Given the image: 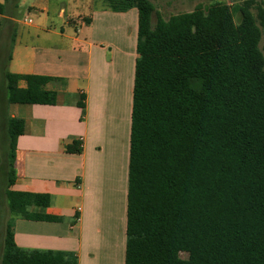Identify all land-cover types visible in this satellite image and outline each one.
I'll return each mask as SVG.
<instances>
[{"label":"trees","instance_id":"trees-1","mask_svg":"<svg viewBox=\"0 0 264 264\" xmlns=\"http://www.w3.org/2000/svg\"><path fill=\"white\" fill-rule=\"evenodd\" d=\"M127 1L139 11V57L125 264H264V5L244 0L236 22L220 4L163 19L151 0ZM7 78L10 103H57L45 78ZM23 130L22 120H9L10 214L57 221L28 211L48 206L49 196L10 190L12 140ZM67 152L80 153L79 143ZM2 239L0 264L72 262L63 253L19 249L12 220Z\"/></svg>","mask_w":264,"mask_h":264},{"label":"crops","instance_id":"crops-1","mask_svg":"<svg viewBox=\"0 0 264 264\" xmlns=\"http://www.w3.org/2000/svg\"><path fill=\"white\" fill-rule=\"evenodd\" d=\"M138 27L127 0H59L54 9L52 0H0V242L12 220L21 250L63 253L70 264H125ZM8 74L45 78L57 103H10ZM11 119L24 130L12 140L10 190L49 196L48 206L28 211L57 221L10 214ZM74 141L80 153L67 152Z\"/></svg>","mask_w":264,"mask_h":264},{"label":"rangeland","instance_id":"rangeland-1","mask_svg":"<svg viewBox=\"0 0 264 264\" xmlns=\"http://www.w3.org/2000/svg\"><path fill=\"white\" fill-rule=\"evenodd\" d=\"M59 0H52V9L57 4ZM156 8V12L163 19H169L171 16L191 12L199 5L203 7H209L214 4L223 5L225 8L235 16L236 22H239V14H237L238 9L242 5L244 0H151ZM258 4L264 5V0H255ZM256 15V11H253ZM23 13V10H22ZM24 13H28V10L25 9ZM30 16L35 19L33 13H30ZM157 20V15L153 16V22ZM261 26L262 39L260 43V49L264 54V25ZM3 166L1 162V167ZM6 217V209L3 205V202L0 203V235L2 234V225L3 219Z\"/></svg>","mask_w":264,"mask_h":264}]
</instances>
